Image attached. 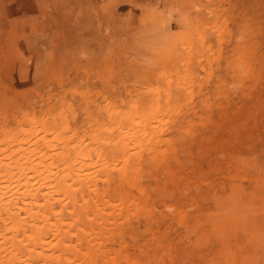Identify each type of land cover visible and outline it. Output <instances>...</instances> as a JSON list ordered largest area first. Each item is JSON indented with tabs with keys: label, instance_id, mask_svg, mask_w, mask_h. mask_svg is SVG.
Segmentation results:
<instances>
[{
	"label": "rangeland",
	"instance_id": "rangeland-1",
	"mask_svg": "<svg viewBox=\"0 0 264 264\" xmlns=\"http://www.w3.org/2000/svg\"><path fill=\"white\" fill-rule=\"evenodd\" d=\"M110 110L166 125L109 181L137 205L95 264H264V0H0V137Z\"/></svg>",
	"mask_w": 264,
	"mask_h": 264
},
{
	"label": "bare ground",
	"instance_id": "bare-ground-1",
	"mask_svg": "<svg viewBox=\"0 0 264 264\" xmlns=\"http://www.w3.org/2000/svg\"><path fill=\"white\" fill-rule=\"evenodd\" d=\"M165 111L139 122L133 114L110 110L109 122L95 121V129L82 138L61 113L47 120L26 118L27 126L5 130L0 137V264H95L111 219L124 211L129 215L137 205L111 200L109 181L130 177L128 165L139 141L151 132L159 135ZM112 259L102 258L106 264Z\"/></svg>",
	"mask_w": 264,
	"mask_h": 264
}]
</instances>
